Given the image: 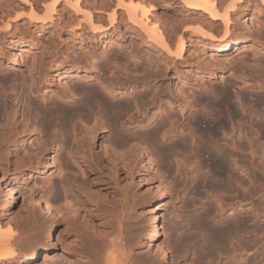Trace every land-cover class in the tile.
<instances>
[{"label": "rangeland", "instance_id": "1", "mask_svg": "<svg viewBox=\"0 0 264 264\" xmlns=\"http://www.w3.org/2000/svg\"><path fill=\"white\" fill-rule=\"evenodd\" d=\"M48 1L50 2V0H0V26L5 24V21H9V23L12 24L10 33L4 37L0 36V66L3 65L4 68L8 67V72L10 73L8 74L10 76L15 75L16 77L13 76L11 79H13V81H15L14 79L17 80V82L15 81L16 84L15 82H13L14 84L12 82L10 83V81L5 83L0 80V82H3L1 83L2 85L0 84V89L4 87L2 90L10 92V88L14 86L13 88L15 90L17 88L16 91L18 93L19 91L21 92V88L22 92L27 91L25 93H28V99L32 98L36 90V84L30 78L32 72L35 73L36 68L42 70L45 69L44 71L53 76L54 84H57V74L60 71L58 72L55 70L57 65L56 62L54 63L53 61L55 57L61 59L69 54L67 57L68 59L77 54H83L86 50L85 48L83 49V47L88 49L91 48L94 53L96 51L97 56L99 55L97 58L99 60L96 59L97 66L100 67L101 62L105 63L110 59L108 61H110L112 65L110 62H107V64L111 65V69L122 71L123 76H125V74H132V72L135 71L134 69H137L138 73H141L142 69L150 65L149 57L161 54L160 50L153 47L151 41L143 35L137 23L127 18L124 8L117 3L127 0H80L82 7L89 8L93 14V19L102 25L101 29L95 30H90L83 20L79 21L81 15L75 12L74 8H72L65 0H57L54 5V12L50 19L40 18L45 13L43 9L44 2ZM137 1L148 7L149 16L154 18L152 21H158L157 24L160 23L162 29L163 27L167 28L168 35H170L172 41L175 40V36H178L179 33L183 34L185 39L181 57L177 59L176 64L170 65L167 79L169 81V89L172 88L175 91L176 87L181 86L187 96L188 102H193L191 105L192 107L195 106L193 108L191 107L190 112H187V115L185 114L182 117L177 113L179 112L178 107H170V112L176 115L179 114L177 115V118L179 117L182 119L178 118L179 123H187V129L185 130L186 125L183 123L184 125L181 127L184 128H182L184 134L179 132L182 136H180L179 133H173L168 137L157 135L158 137H155V139L157 138L155 142V140L150 138L146 139L148 137L144 134V124L130 125L126 124L128 123L126 122L125 126L122 127L117 125L114 128L117 132L118 128L121 129L119 130V133H122L123 139H127L124 141H118L119 143H122L118 145V142L112 144V139H110L112 136V130L107 127L103 134L100 135L101 139L105 140L104 142L106 144L113 145L114 148L115 144L120 146L118 147L116 145L115 148L119 153H121L120 151L125 153V151H127L125 150V147H128L130 151L133 150L131 153L135 155L134 167L132 170L127 171L121 165H119L117 169H113L104 163L100 165V171L97 172L98 175H95L96 172L90 173L87 170H82L76 163H74L71 157H68L69 155L66 152L70 145H67L68 149L65 146L64 149L60 150L57 158L53 156L51 150H47L45 156L34 166L32 172L23 171L16 172V174L12 170V167H10V170L5 171L4 161L6 159L3 158V153H5L3 150H5V148H2V150H0V152H3L0 153V182H2V185H6L8 189L7 193L9 194L5 196L0 192V225L3 227V232L13 234L16 237L18 236L16 240L17 243L14 245L16 254L12 259L11 264H22V260L34 249L39 251L40 264H76L75 259H80L84 264H88L87 261L90 259V254L84 249V253H80L82 252L80 250L81 243H84V241H82V236H87L91 233H101L102 235H106L116 227V220L118 219V215L120 216V213H118L121 206L120 203L123 201H121L120 197L122 198L123 193L126 195L128 194L127 196H129L123 221L127 223L128 231L132 234L131 242L134 244L132 245L134 248V252L132 253L136 255V264H240L244 259L242 257L246 258L249 257V255L251 256V254L253 255L256 253H258L256 255H260L262 251L264 252V237H259L260 233L264 231L258 233V230H261L263 227H259L258 225H261V223L264 225V215H262L263 213L261 212V205L255 200L256 195H259L260 192L262 193L261 188H264V179L260 180L262 175L264 178V169L258 167L257 170L255 165L257 164L259 166V163L264 165V149H260L261 146V148L264 147V1L244 0L240 10L235 16H232V23L235 22L236 25L231 28V38L228 41L231 48L223 51H215L213 45H216L219 42L211 41L199 31L209 29L204 26L208 23L211 24L208 14L202 13L200 10H196V13H189L185 10V4L183 5L180 0ZM30 8L34 9L36 14L35 18H29ZM112 9L115 11V16L112 25H109L106 13L111 12ZM200 13L203 14L202 17L199 16ZM248 15H251L254 19L251 23L252 26L250 23L248 26V23L245 22ZM213 24H217L216 29L222 28V23L219 20H216ZM217 33L214 32L215 35L219 36L220 34L218 35ZM243 39L245 42L240 43ZM234 42L240 44L233 45ZM148 53L150 54L148 55ZM132 55H135L133 59ZM211 56L213 58H211ZM133 61H136L139 64L141 63L140 66L133 67ZM32 63L35 64V67H33L34 64ZM4 68L0 67V74L1 70L3 73ZM99 69L101 70H99L100 73L102 71V73L105 72V69L102 70V66ZM137 71L135 72L137 73ZM62 79L63 80L61 81H67L66 84L68 85L69 83L75 84L80 82L76 78L71 77H63ZM257 79L260 81H257ZM31 80L33 82H31ZM91 83L98 86L96 80ZM257 83H259V85ZM101 90L104 91L103 89ZM259 97L261 98V101H259ZM122 99L128 100L130 99V96L123 95ZM225 100H228L227 103ZM261 103H263V105ZM161 106L163 109L168 108L166 98L162 101ZM227 106L229 107L227 108ZM224 107H226V111L224 110ZM235 109L237 114L235 111L232 113V110ZM173 110L174 112H172ZM207 111L211 115L206 113ZM250 111H255V116L254 114L251 115ZM257 111L261 115H259ZM195 112H199V114H196ZM200 112H203V114ZM204 112L206 113L205 115ZM230 112L233 115L230 114ZM162 114L159 116L163 117L164 114ZM192 114L195 115L193 116ZM176 115L174 116L176 117ZM190 115L193 116L191 119L189 118ZM196 115L205 118L204 123H201V125H217L218 123H216V120H219V124L217 125L219 132H223V128L225 130L230 126V129L232 130L231 133L229 129L225 130L226 132L229 131V135L234 133L236 136L239 133L242 137L243 131L246 133L247 131L249 132L247 133V136L252 139H249L251 140V143L254 142V144L252 143V146L254 145V147H256L252 148L251 151L253 154L255 150L257 151L255 156L252 154V157L254 158H251V156H249V153L251 155V151L249 150V147H247L248 151H250L248 157L253 160L258 159V161L256 160L255 162L251 160L255 165L253 166L248 158L247 162H250L246 163L249 166L248 174H244L240 168L236 165H232L235 161L238 162L236 164H240L242 150L239 149L241 147L232 152V155L234 154L235 156H230V151L226 157L227 153L225 149L228 150V148L224 145H220L219 147L222 152L220 150L219 152L226 153L223 157L225 156V160L228 161V164H225V160L222 164H225V170H227V166L229 165L230 168L228 166V169L232 170L233 172H231L235 176L232 174L230 179L229 177H225L223 173L221 176H219V174H217L218 176L216 175V171L218 170L219 172V169L217 166V170L214 169V166H209L210 161L207 160L208 155L206 150L213 149V152L218 155L216 152L217 148L212 147L210 142L205 143V140L200 137L199 132H197L199 136L196 133V135L194 134L193 136V132L192 134L190 132L192 129H188V121L197 117ZM123 116L126 120L127 114L126 116L123 114L122 118ZM160 117H157L156 121L160 120L158 122H161L162 118L160 119ZM164 117L163 121L165 120ZM207 118L208 120L213 119V121H207ZM214 118H216V120H214ZM123 119L122 121H125ZM220 120L224 123L227 122L225 123L227 125H224L226 128L224 126H222L223 128L220 127L222 130L219 128ZM256 123L259 124L257 125ZM258 128L260 129L257 130ZM261 128L263 132H261ZM219 132L216 133L217 136L220 134ZM260 133H262L263 136ZM138 134L141 135V140L139 139L140 137ZM225 134H222L223 137L226 136ZM220 135L218 137H221V140L223 137ZM232 135L231 137H233L232 139L234 140L236 138L239 139L240 137ZM181 137L182 139L186 137V141L184 140V146L178 147L182 148V150L179 149V151L176 149L175 145H173L174 148L169 146L171 142L172 145L174 142L178 141V138L181 139ZM198 137L199 139L201 138V143L198 142ZM192 139H196L197 141H192ZM239 140L241 141V138ZM127 141H129V143H127ZM240 141L238 143H240ZM130 143L131 146H128ZM152 143L158 145L160 148L163 145L161 150L167 149V152H163L166 154H163L162 151L157 149L159 147L154 146ZM198 143L199 146L196 149H199L202 145L206 147V150L202 147L205 151H203L202 148L200 150V157L205 158L200 159L199 157L202 162L198 161L199 159L195 156L197 150L194 148V145L196 144L197 146ZM137 144L140 146H133ZM166 144L171 149L166 146ZM240 146H242V143ZM71 147L73 148L71 150L74 151L75 146L71 145ZM121 147H124V149L122 148L121 150ZM130 147L133 149H130ZM139 148L144 151H140ZM145 148L147 149L145 150ZM214 148H216V151ZM90 149L93 150L92 152L99 149L96 140L91 141ZM194 149L196 151H194ZM129 150L126 154L122 153L124 158L127 155H132ZM146 151L149 153L150 158L153 159L151 160L154 162L152 163V166H148V160H150L149 157L148 160H143L147 153ZM157 151H159V153ZM220 156L222 157V155ZM63 159L67 164L63 163ZM43 161H46V164H43ZM201 163H204L205 165ZM144 164L147 167H144ZM252 173L257 174H254V176ZM253 176L255 178L259 176V179L257 178L253 180ZM232 178H236L237 180H233ZM259 180L261 182H259ZM226 181L229 182V185L231 184L230 188L232 187L233 189H230L229 187H221L220 189L219 185L227 183ZM70 182H72V185ZM250 182L253 185L255 184V186L258 185L259 188L257 187V189L251 185ZM256 182H259V184H256ZM68 183L71 185V188ZM260 183H263V185ZM248 185H250V187ZM78 187H81V189ZM245 187L251 189V194L253 195V198L251 197L252 201L248 200L250 201L248 203L249 205H238V199L243 198L242 194L243 192L245 193ZM255 188L260 191H258L259 193L256 192L258 194L255 193ZM82 189L84 192H81ZM221 192L224 193L222 194ZM77 194H81V196L85 195L86 201H77V199H79ZM215 194L218 196L216 195V197ZM39 195L49 199L51 197L59 196L60 200L57 199L59 203L57 200V202L54 200L56 203H53L55 206L58 205L57 209L60 208V212L55 211L54 214L47 212L43 208L44 205L41 201H34V199H38ZM247 195L249 196V194ZM114 201L115 207H113V203H111ZM219 203L222 205L221 207L225 206L228 208L223 215L217 214V209L219 210L220 208ZM231 203L232 206L236 207L233 208L230 206ZM33 205L36 206L37 211L35 210L36 212L33 211L32 213L31 210H34V207L32 208ZM74 210L77 211L74 212ZM255 210L261 214L253 216L256 215L254 213H257ZM205 211H209V215H205ZM238 212L250 215L249 219L252 221L249 220V223L253 229L257 224L255 228L256 230L258 228V230L257 233H255V229H252L253 231L250 230V224L248 223L249 227H247L249 230L246 228L245 231H250V233L244 234L243 237L246 236L248 241H251L252 238L254 241L256 239L257 245L254 244L256 245L255 247L260 249V253L258 252V249L257 252L255 251V247V250L252 253L253 249H249L250 247L253 248L250 244L251 242L248 243L251 246H247L249 248L247 249L246 247V250H242L243 252H241V248H238L241 233L237 234V237L239 238H237L235 234V236L230 237L228 242L232 240V243H223L222 241H220V243L219 241L210 240L208 247H202L204 241L202 237L206 234L201 227L196 226L197 220L203 221V223H207L210 226H217L222 223V219L225 220L230 217L232 218L235 214H239ZM153 213L156 214L157 231L159 236L150 242H144L141 239L142 232L148 231L147 227L149 218ZM251 232L253 233L251 234ZM247 235L250 236V238L247 237ZM185 236L187 240H179V238ZM188 237H191V239L189 240ZM254 237L256 238L254 239ZM234 238H237L236 241L238 240V245L234 242ZM62 244L67 245L68 247H70L71 244L74 245V248L79 247V249H77L80 250V255L65 253L62 250ZM47 245H54L56 248L53 249L51 256L46 260L43 258V253ZM159 246L162 247L160 248ZM235 246L238 249H235ZM202 248L209 253L206 255V252L203 251ZM162 249L165 250V255L163 254L164 252H162ZM249 250L252 251L250 252Z\"/></svg>", "mask_w": 264, "mask_h": 264}, {"label": "bare ground", "instance_id": "2", "mask_svg": "<svg viewBox=\"0 0 264 264\" xmlns=\"http://www.w3.org/2000/svg\"><path fill=\"white\" fill-rule=\"evenodd\" d=\"M65 1L69 5H71L72 8H74L75 12H77L78 14L81 15L79 21L83 20L90 30L102 28V25H100L98 22H96L95 19H93V14H92L91 10L87 7H82L80 0H65ZM180 1H182L183 5L185 4V10L189 13H196L197 12L196 10H200L202 13L208 14V18H209L211 24L208 23L204 26L208 27L210 30L208 29V30H199V31H201V33L205 37L209 38L211 41H215V42L218 41L219 42L216 45H213V48L215 51H223V50H228L231 48V45L228 41L231 38V32H232L231 28H233L236 25L235 22L232 23V16H235V14L240 10L241 5L244 3V0H180ZM262 1H264V0H262ZM56 2H57V0H52V1L50 0V2L49 1L44 2L43 9H44L45 13L40 18L50 19L52 17L53 12H54V5ZM117 3L124 8L127 18L137 23V25L140 27L143 35L151 41V45H153V47L158 48L160 50L161 54L160 55L154 54L155 56H151L152 58L149 57L150 58L149 59L150 65L146 68L142 67L143 66L142 65L141 67L144 69H142L141 73H138L137 69H134L135 71H137V73L133 70L135 73L132 72V74H130V75L125 74V76H123L122 71H119L117 69H111L112 63L110 61H108L110 59H108L105 63L101 62L100 67L97 66V60H99L97 58L99 55L97 56L96 51L94 53V51H92L91 48L88 49L86 47H83V49L84 48L86 49L83 54H77L76 56L70 57L68 59H67V57L69 54L66 57L65 56L62 57L61 59H57L58 57L57 58L55 57V59L53 60L54 63L56 62V64H57L55 70L58 72L60 71L57 74V77H58V83L57 84H54L55 82H54L53 76H51L48 72L44 71L45 69L42 70L40 68H36L35 73L32 72V74L30 75V78L36 84V90H35L34 94L32 93L33 94L32 98L28 99V97H29L27 95L28 93L27 94L25 93L27 91L22 92L21 88H20L21 92L18 90L19 91V93H18L16 91L17 88L15 87L16 88V90H15L13 88L14 87L13 85H12L13 87L11 86L13 89L10 88L11 90H9L10 92L2 90L4 87L2 89H0V150H2V148H5V150H3V151H5V153H3L1 151L3 153V158L6 159L4 161L5 171L10 170V167H12V170L15 173L16 172H23V171H29V172L31 171L32 172L34 169V166L37 165L40 162V159L45 156L47 150H51V153H53V156L55 158H57V155L60 152V150L64 149L65 146L68 149L67 145H70L68 151L66 152L69 155L68 157L69 158L71 157V159L74 161V163H76L82 170H87L90 173L96 172L95 175H98L97 172L100 171V165L106 163L107 165H109L113 169H117V167L119 165H121L125 170L128 171V170H132V168L134 167L135 155H133L131 153L133 150L130 151L128 149V147H125L124 145L123 146L126 148L125 150H127V151H125V153L122 151H120L121 153H119L118 151L115 150L116 145L117 144L119 145L121 143V142L119 143L118 141L127 140V139L122 138V133H119V130H121V129L118 128V132L114 129L115 126L120 125L123 127V126H125L126 122H128L126 124H130V125H132V124L138 125L140 123H141V125L144 124L145 125L144 126V129H145L144 134L148 137L146 139L150 138L152 140H155V142L157 140V138L155 139V137H158L157 135H161L162 137H168L169 135H172L173 133L178 134L179 132L180 133L184 132V130H183L184 128L181 126H183L185 123L181 122L182 119L178 117L179 119H181L180 120L181 123H179L178 122L179 119L177 118V115L180 114L181 117L184 116L185 114L187 115V112H190V108L192 107L191 104L193 102H190V103L188 102L187 96L185 95L184 90L181 86L176 87L175 91L172 88H170L171 89L170 90L169 89V81L167 79V76L169 75L168 73L170 71V65L176 64L177 59L179 57H181V52L184 48V43H185V39L183 37V34L179 33L178 36L176 35L177 39L175 36L174 41H176V42L172 41L170 35H168L167 28L163 27V29H162L160 27V23L157 24L158 21L157 22L152 21L154 18L149 16V10L147 9L148 7L145 6L144 4H142L141 2L137 1V0H127V1L117 2ZM202 13H200V15H199L200 17H202V15H203ZM35 15L36 14H35L34 9L30 8L29 18L30 19L35 18ZM106 16H107V21H108L109 25H112V22H113L114 16H115L114 9H112L111 12H107ZM216 20H219L222 23L221 24L222 28L216 29L217 24L216 25L213 24ZM253 20H254L253 17L251 15H248L245 22L248 23L247 24L248 26H249V23L252 26L251 23L253 22ZM11 26H12V24H10L9 21H5V24H2L0 26V36L4 37L5 35L9 34ZM214 32H216V33L218 32L217 34L218 35L220 34V35L217 36L214 34ZM244 42H245L244 39L242 41H240V43H244ZM240 43L234 42L233 45H238ZM131 46H134V45H131ZM83 49H82V51H83ZM149 54L150 53H148V55ZM62 56H63V54H62ZM134 56L135 55H132V59ZM211 58H213V57L211 56ZM34 62H38V61H34ZM107 62H110L111 65L107 64ZM32 64H34V63H32ZM140 64L136 61H133V67H139ZM101 66H102V70L105 69L104 73H102L103 71L100 73L101 70L99 68H101ZM0 67L4 68L3 65ZM33 67H35V64ZM126 68H128V67H126ZM8 71H9L8 67L4 68L3 73L1 70L0 80H2L5 83L9 82V81H10V83L11 82L13 83L15 81L17 82L16 79H14L15 81H13V79H11V78H13V76L15 77V75H13V76L11 75L12 76L11 77L9 75L10 73ZM261 73H263V72H261ZM63 77L76 78L80 82L75 83V84L69 83V85H68V84H66L67 81H64V82L61 81V80H63L62 79ZM260 77L262 78L261 75H260ZM32 80H31V82H33ZM94 80L97 81L99 87L96 85H93L91 83ZM258 80L259 79H257V81ZM255 81H256V79H255ZM3 82H0V84ZM16 82H15V84H16ZM5 83H4V85H5ZM259 83H261V82H259ZM259 83H257V84L259 85ZM255 84H256V82H255ZM33 85H34V83H33ZM21 87H23V86H21ZM101 89H103L104 91H102ZM123 95L130 96V99H128V100L122 99ZM165 98H166L167 103H168V108L163 109L161 106V103L163 100H165ZM257 100H258V98H257ZM227 101H226V103H227ZM259 101H261V98ZM259 101H258V103L260 104ZM255 104H257V103H255ZM261 104L263 105V103H261ZM175 106L178 107V109H179V112H177L179 114H177V115L172 114L170 112V110H171L170 107H175ZM193 107H195V106H193ZM228 107L229 106H227V108ZM225 109H226V107H224V110ZM232 111H233L232 113H234V111L236 113V109L232 110ZM172 112H174V110ZM254 112L255 111H252L250 114L252 115V114H254ZM162 113L165 116V117L163 116L165 118L164 121H163V117L159 116ZM195 113L199 114V112H195ZM206 113H209V112L207 111ZM206 113L204 112V115ZM232 113L230 112V114H232ZM123 114L125 116L127 114L126 120H125L124 116H123L124 119L122 118ZM201 114H203V112ZM230 114H229V116H230ZM174 115H176V117ZM192 115H190V117H189L190 119L195 114L193 116ZM259 115H261V114L259 113ZM254 116H255V114H254ZM157 117H160V119L162 118L161 119L162 121L161 122H158L160 120L156 121ZM199 117L198 116L194 117L192 120L188 121V129H192V131H190V130L189 131L191 132V134L193 132V134H192L193 136L195 133L197 134V132H199L200 137L203 140H205L204 141L205 143L210 142L212 144L211 145L212 147L217 148V149L214 148V150L215 149L217 150V151L216 150L215 151L218 153V155L213 152V149L212 150L210 149L211 151L208 149L209 150L208 151L205 149L206 147H204L202 145V147H204V149L207 151V155H208L207 160H209L211 163V164L209 163V166L210 165L214 166L215 170H217L216 169V166H217L219 169L220 173L217 170L216 175L219 174V176H221V174L223 173L225 175V177H229L231 179L233 171L228 169L229 165L227 166V170H225L224 165L228 164V161L225 160L226 158H224L225 156L223 157V155H225L227 153V155H226V157H227L228 152L231 151L230 156L233 157L234 154L232 155V152L237 150V148L239 149L240 147L241 148L239 150H242L241 151L242 155H241V157L239 156L240 160H241L240 164L239 165L236 164L238 162L235 161L234 163H232V165H236L238 168L241 169V171L244 174H248V170H249L248 167L249 166L246 164L249 162V161L247 162V160L249 158L248 153L252 150V148H256V147H254V145L252 146V143L254 144V142L251 143L252 139L248 138L249 136H247V133H249V132L247 131V133H246L245 131H243L242 137L238 133L236 136L237 137L240 136L239 139L241 138V141L238 138H236L240 141V143H238L239 142L238 140H236V139L234 140V139H232L233 137H231V135L232 134L234 135V133L229 135L232 131L230 129L231 126L227 127V129H225V130L229 129L230 133H228L229 131L226 132L224 130V128L222 127L224 125H227V124H225L227 122L224 123L223 121L220 120L221 122H220L219 128L222 127L223 132L226 133L225 134L221 131L223 135L224 134L226 135L223 137L221 132H219V130L217 129L218 128L217 125L219 124V122H218L219 120L217 121L216 118H214V120H216V123H218V124L217 125L212 124L211 126H209V125L206 126V124L201 125V123H204L205 118H201V117L199 118ZM121 118L125 121H122ZM209 120L207 118V121H209ZM211 120L213 121V119H211ZM210 123H212V122H210ZM185 125H186V128H185V130H186L187 129V123ZM107 127H109L112 130V133H111L112 136L110 137V139H112L111 140L112 144L118 142L117 144H115V148L111 144H106L104 142L105 140L101 139V137H100V135L103 134V132L105 131V129ZM145 127H147V128H145ZM222 128H220V130H222ZM239 128H240V126H239ZM259 129L260 128H258L257 130H259ZM254 130H256V129H254ZM217 131L223 137L222 138L223 140L221 139L222 140L221 143H220L221 137L220 138L218 137L220 134L218 136L216 135V133H218ZM261 132H263L262 128H261ZM241 133H242V131H241ZM260 134L262 135V133H260ZM186 135H187V133H186ZM263 135H264V132H263ZM140 136L141 135H139V137ZM161 136H159V137H161ZM180 136H182V135L180 134ZM227 136L229 137V140H228ZM243 138H244V140H243ZM139 139L141 140L142 138L140 137ZM185 139H186V137L183 139H182V137H181V139L178 138V141L175 140L176 142H174L172 145H171V143H172L171 142L169 146H172V148H174L173 145H175L176 149L182 150V148H178V147L184 146V140ZM198 139H199V137H198ZM200 139L198 140L199 143H201ZM249 139H251V140H249ZM95 140H96V144L98 145L99 149L95 152H92L93 150L90 149V144H91V141H95ZM193 140H196V139H192V141ZM127 143H129V141H127ZM195 143H197V142H195ZM199 143L197 144V146H196V144L194 145L195 149L199 146ZM241 143H242V146H240ZM202 144H203V142H202ZM243 144H245V145H243ZM71 145L75 146L74 151L71 150V149H73L71 147ZM220 145L221 146L224 145L226 148H228L229 151L227 149H225L226 153H224V152L220 153L219 152V150H220L219 146ZM260 145H259V147H260ZM128 146H131V143ZM133 146L139 147L140 145L138 146V144H137V145H133ZM154 146H158V145L155 144ZM162 146H161V148H162ZM166 146H168V145L166 144ZM209 146H210V144H209ZM118 147H120V146H118ZM118 147H117V149H118ZM124 147H121V150H122V148L124 149ZM202 147H200L199 149H196L197 151L194 149V151H196L195 156L198 159L201 156L200 150ZM247 147H249L250 151H248ZM261 147H260V149L263 150L264 147L263 148H261ZM131 148L132 147H130V149ZM141 148H139V150ZM159 148H157V149L162 151V153L164 151L167 152V149L161 150V148L160 149ZM146 149L147 148H145V150ZM176 149H174V150L177 151ZM204 149H203V151H205ZM221 149H222V147H221ZM128 150L130 151V153L132 155H129V156L127 155L124 158L122 156V153L126 154V152H128ZM142 150H140V151H142ZM137 151H138V149H137ZM256 151L257 150H255L254 154L251 151V155L249 153V156H251V158H254V157H252V154L255 156ZM157 152L159 153V151H157ZM169 152H172V151H169ZM138 153H140V152H138ZM147 153H146L143 160H148V157H149L150 160H148V166H152V163H154V162L151 160H153V159H151L149 153L148 154ZM163 154H166V153H163ZM219 154L222 155L223 158ZM159 155H161V154H159ZM197 158H196V160H197ZM201 158L202 157H200V159ZM251 158H249L250 162H251V160L255 161V162H256V160L258 161V159L253 160ZM200 159L198 161H201ZM202 159H205V158H202ZM237 159H239V158H237ZM175 160H176V158H175ZM224 160L226 161V163L222 164V162ZM232 160H234V159H232ZM63 161H64V159H63ZM63 161H61V162H63ZM45 162L43 164H46ZM65 162L66 161H64L63 163L67 164V162L66 163ZM230 162H231V160H230ZM260 162H262V161H260ZM182 163H183V161H182ZM257 163H259V162H257ZM201 164L205 165L204 163H201ZM229 164H231V163H229ZM251 164L253 166L256 165V169L258 167L264 169V165H262V163H259V166L257 164L254 165L252 162H251ZM143 166L147 167L145 164ZM206 166H208V165H206ZM183 167H185V166H183ZM229 168H230V166H229ZM211 169H213V168H211ZM254 174H257V173H254ZM224 175H223V177H224ZM23 176H25V175H23ZM259 176H257V178ZM257 178L254 177L253 180H255ZM235 179H233V180H235ZM261 179H264L263 175H262V178H260V180ZM250 180H252V179H250ZM260 180H259V182H261ZM72 182H70L71 185H72ZM223 182H225V181H223ZM226 182L227 183H223V184L219 185L220 189H221V187H223V188L229 187L230 188L231 184L229 185V182L228 181H226ZM246 182H248V181H246ZM259 182H256V184L257 183L259 184ZM1 183L2 182H0V192L6 196L7 194H9V193H7L8 189H7L6 185H2ZM240 183H242V182H240ZM263 183H260V184L263 185ZM250 184L253 185L251 182H250ZM71 185L69 184L70 188H71ZM248 186L250 187V185H248ZM253 186L256 188L258 187V185L255 186V184ZM249 187L244 188L245 193L243 192V194H242L243 198L242 199L240 198L241 200L238 199L239 200L237 202L238 205H246V204L249 205L248 203L250 201H248V200L252 201L251 197L253 195L251 194V189ZM82 188H83V186H82ZM79 189H81V187ZM218 189H219V187H218ZM230 189H233V188L231 187ZM257 189L255 190V193L259 191ZM227 190H229V189H227ZM263 190H264V188L263 189L261 188L262 193L259 191L260 193L258 192L259 195H256V199H255L256 202L261 205L260 207H261V212L263 213L262 215H264V192H263ZM82 191L84 192L83 189L81 190V192ZM258 193H256V194H258ZM247 194H249L250 197ZM127 195L125 193H123L122 198L120 197L121 201L123 200L120 203L121 206H120V209L118 212V213H120V216L118 215V219L116 220V227L113 230H111V232H109L106 235H102L101 233H91L87 236H82V241H84V243H81V246H80L81 247L80 250L82 252H80V250H78L79 247H77L78 249L76 247L74 248V245H72V244L70 245V247L62 244L61 245L62 250L65 253L71 254V255L72 254L80 255V253L83 254L84 253L83 251L86 250V252L88 254H90V259L87 261L88 264H136V261H137L135 259L136 255H134L132 253V252H134V248L132 247V245H134V244L131 242L132 234H131V232L128 231L127 223L125 221H123V218L125 216L126 205L128 204L127 200H128L129 196H127ZM216 195L217 194H215V196ZM77 197L79 198V199H77V201H79V202L86 201L85 195L81 196V194H77ZM77 197H75V198H77ZM50 199L43 197L42 195H39L38 199H34V201H36V200L41 201L44 205L43 208L49 213L54 214L55 211L60 212V210H59L60 208L57 209L58 205L57 206L54 205V203H56L58 201L57 199H59V196H55L51 200ZM220 199H222V198H220ZM54 200L55 201L57 200V201L54 202ZM58 203H59V201H58ZM111 203H113V207H115V205H114L115 201L111 202ZM31 204H32V202H31ZM227 205H228V203H227ZM221 206L222 205L220 204V208L218 207L219 210L217 209V212H218L217 214L223 215L228 208H226L225 206H223V207H221ZM230 206H232V203L230 204ZM230 206H228V207H230ZM33 207H34V210L33 209L31 210L32 213H33V211H35L37 209L35 205H33L32 208ZM232 207L235 208L236 206H232ZM257 209H259V208H257ZM75 211H77V210H74V212ZM116 211H117V209H116ZM256 212L258 213V211H256ZM257 213H254L256 215H253V216H257V215L261 214L260 212L258 214ZM204 214L209 215V211H207ZM29 215H30V213H29ZM249 216L250 215L245 214V213H239L237 215L235 214V216H233L232 218L230 217V218H227L225 220L222 219V223L220 225H217V226H210L207 223H203V221L197 220L196 226L201 227L206 234L202 237V239H204V241L202 243V247H204V248L208 247L210 240L219 241V242L222 241L223 243L228 242L230 237L235 236V235L237 237V234L241 233L240 235L242 237L239 235L240 236V241L238 242L239 245L237 244L238 240L236 241V239L239 237H237L236 239L235 238L233 239V240H235L234 242H236V244L239 247L237 245L236 246L239 249L241 248L240 249L241 252H243L242 250H246V247L249 246L250 244L252 245L253 248L247 247V249L248 248L253 249V251L251 250L252 253L256 249L255 251L257 252L258 248L255 247L257 245L256 239H255L256 237H254L255 241L253 240V238L251 239V241H248L246 236L243 237L244 234L250 233V231L249 232L245 231L246 228L248 230L250 228L251 231H253L255 229V231H256L255 233H257V230H258V228H257V230L255 228L257 226V224L255 225L254 229H253V227H251V224L249 223V220H251V219H249L250 218ZM205 217H207V216H205ZM39 218H40V216H39ZM252 225H254V224H252ZM258 226L259 227L263 226L261 230H258L259 231L258 233H260L261 231H264V229H263L264 225H262V223H261V225L259 224ZM147 228H148L147 232H145L144 230L143 231L145 233L142 232L143 234H142L141 239L144 242L145 241L150 242L151 240L156 239L159 236V233L157 231V220H156V214L155 213H153L150 216ZM2 229H3V227L0 225V263L11 264L12 259L14 258L15 254H16V252L14 250V245H16V243H17L16 240H17L18 236L16 237L13 234L3 232L4 230L2 231ZM252 233L253 232H251V234ZM255 236H256V234H255ZM247 237L250 238V236H248V235H247ZM259 237L263 238L264 232H261ZM21 238H23V237H21ZM190 239H191V237L189 238V240ZM179 240L184 241L187 239L185 236V237L179 238ZM231 241L228 243H232ZM252 241H253V243H252ZM249 242H251V243L248 244ZM263 246H264V244H263ZM237 247L235 249H238ZM254 247H255V249H254ZM55 248L56 247L54 245H50V246L47 245V247H45V249H44L43 258L47 260V258H49L51 256V252ZM262 249H263V247H262ZM202 250L205 251V249H203V248H202ZM259 250L260 249H258V252L260 253L261 251H259ZM162 252H164L163 254L165 255V250L162 249ZM262 252L260 255H256L258 253L253 254V255L250 253L251 256L249 255V257H246V258L242 257L244 259L240 264H264V255H263L264 252H263V254H262ZM207 253H209V252L207 251L206 255H207ZM85 256H86V254H85ZM83 260H86V259H83ZM75 263L76 264H84L82 261H80V259L79 260L75 259ZM22 264H40L39 251L37 249H34L32 252L28 253V256L22 260Z\"/></svg>", "mask_w": 264, "mask_h": 264}]
</instances>
